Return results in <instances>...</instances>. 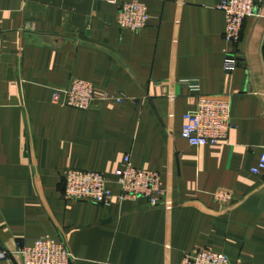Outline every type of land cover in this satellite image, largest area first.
I'll return each mask as SVG.
<instances>
[{"label":"crops","instance_id":"1","mask_svg":"<svg viewBox=\"0 0 264 264\" xmlns=\"http://www.w3.org/2000/svg\"><path fill=\"white\" fill-rule=\"evenodd\" d=\"M126 1L0 0V247L63 240L74 264H181L204 249L264 264V174L252 173L264 153V70L247 48L253 19L241 65L226 73L222 0H142L150 21L139 33L117 24ZM74 79L94 86L91 109L56 102ZM200 94L232 98L227 143L182 138ZM125 155L162 175L165 204L64 196L67 171L114 179ZM220 190L233 200H216Z\"/></svg>","mask_w":264,"mask_h":264},{"label":"built area","instance_id":"2","mask_svg":"<svg viewBox=\"0 0 264 264\" xmlns=\"http://www.w3.org/2000/svg\"><path fill=\"white\" fill-rule=\"evenodd\" d=\"M118 5L120 0H92ZM262 2L263 0H259ZM256 0H222L218 10L225 16V41L233 46L226 51L224 71L235 72L241 65L238 46L242 40L244 23L256 15ZM150 21L148 6L142 0H129L120 4L117 24L122 30L139 33ZM198 86H193L197 88ZM56 102L64 107L89 110L99 100L94 86L84 80L74 79L69 87L56 92ZM115 103H125L128 97H104ZM236 128L232 117V98L226 95H198L197 107L184 115L181 136L194 147L216 146L227 143ZM264 174V153L252 170ZM64 196L69 200L86 201L110 206L115 201L124 203L139 198L146 199L152 208L165 204L167 190L162 175L134 166L131 156L125 155L108 179L99 172L69 170L64 176ZM115 187V188H113ZM213 197L223 203L233 200L232 194L220 190ZM17 261L19 264H74V257L63 240L40 238L30 244L17 245L13 251L0 247V261ZM181 264H231L228 257L211 249L196 250L187 254Z\"/></svg>","mask_w":264,"mask_h":264},{"label":"rangeland","instance_id":"3","mask_svg":"<svg viewBox=\"0 0 264 264\" xmlns=\"http://www.w3.org/2000/svg\"><path fill=\"white\" fill-rule=\"evenodd\" d=\"M260 16L257 17V15H255L249 18L253 19V24L256 28V31L254 32V36L252 39L251 37H249L247 48L253 56V60L257 61L260 65V69L262 68L264 70V15ZM256 50L258 52V56L256 55Z\"/></svg>","mask_w":264,"mask_h":264},{"label":"water","instance_id":"4","mask_svg":"<svg viewBox=\"0 0 264 264\" xmlns=\"http://www.w3.org/2000/svg\"><path fill=\"white\" fill-rule=\"evenodd\" d=\"M259 2H260L259 0H256V3H257V4H259Z\"/></svg>","mask_w":264,"mask_h":264}]
</instances>
